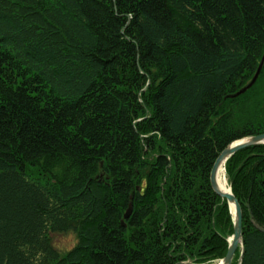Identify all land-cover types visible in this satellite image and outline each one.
<instances>
[{"label": "trees", "instance_id": "obj_1", "mask_svg": "<svg viewBox=\"0 0 264 264\" xmlns=\"http://www.w3.org/2000/svg\"><path fill=\"white\" fill-rule=\"evenodd\" d=\"M263 55L264 0H0V264L223 259L209 177L264 134V63L233 97ZM224 171L264 264V145Z\"/></svg>", "mask_w": 264, "mask_h": 264}, {"label": "water", "instance_id": "obj_2", "mask_svg": "<svg viewBox=\"0 0 264 264\" xmlns=\"http://www.w3.org/2000/svg\"><path fill=\"white\" fill-rule=\"evenodd\" d=\"M263 63H264V55H263V57L259 63L256 74L254 75L252 80L246 86H244L241 90H239L233 97H236V96L243 94L246 90H248L255 83V81H256L259 73H260V70L262 68ZM257 145H264V134L252 136V137L245 138V139H242V140H239V141L232 143L231 145L226 147L218 155L217 159L215 160V162L212 166L211 172H210L209 180H210L211 188L217 196L226 200V202L229 206L230 213H231L232 218H233V234L228 239L229 245H228V249H227V252H226L224 258L221 260L222 264H231L233 257L235 255L236 251L238 250V248H240L239 263L238 264H240V262L242 260V257H243V250H242V209L240 207L238 200L232 194L230 188H229V193H222L218 190L217 183H216L217 171H218L220 164L222 162L225 163V161L229 157H231L233 154H235V153H237L243 149H246L248 147L257 146ZM130 213H131V206H129L128 210L126 211L124 218H127L130 215ZM175 264H194V263L190 260H187L184 262H177Z\"/></svg>", "mask_w": 264, "mask_h": 264}, {"label": "rangeland", "instance_id": "obj_3", "mask_svg": "<svg viewBox=\"0 0 264 264\" xmlns=\"http://www.w3.org/2000/svg\"><path fill=\"white\" fill-rule=\"evenodd\" d=\"M264 87V79L263 81L260 83V88ZM224 168V167H223ZM224 178L227 182L226 176H225V171H224ZM228 185V182H227ZM233 220V218H232ZM51 242L53 244V246L59 250L60 252H64L66 250H68L70 247H72V245L74 244V238L71 234H66V235H51ZM222 259L217 260L211 264H216L217 262H221Z\"/></svg>", "mask_w": 264, "mask_h": 264}, {"label": "bare ground", "instance_id": "obj_4", "mask_svg": "<svg viewBox=\"0 0 264 264\" xmlns=\"http://www.w3.org/2000/svg\"><path fill=\"white\" fill-rule=\"evenodd\" d=\"M224 163L222 162L218 168L217 176H216V183L218 190L222 193H229V187L227 182L224 178ZM216 264H222V262H217Z\"/></svg>", "mask_w": 264, "mask_h": 264}]
</instances>
